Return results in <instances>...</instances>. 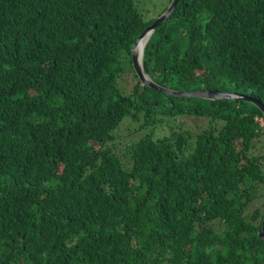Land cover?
I'll use <instances>...</instances> for the list:
<instances>
[{"label":"trees","instance_id":"trees-1","mask_svg":"<svg viewBox=\"0 0 264 264\" xmlns=\"http://www.w3.org/2000/svg\"><path fill=\"white\" fill-rule=\"evenodd\" d=\"M136 0H0V264H264V115L243 100L142 87ZM171 2V0H169ZM126 52L136 77L117 85ZM142 66L179 91L264 104V0H178ZM208 119L195 135L114 151L124 117ZM192 139L191 150L184 153Z\"/></svg>","mask_w":264,"mask_h":264},{"label":"rangeland","instance_id":"rangeland-1","mask_svg":"<svg viewBox=\"0 0 264 264\" xmlns=\"http://www.w3.org/2000/svg\"><path fill=\"white\" fill-rule=\"evenodd\" d=\"M169 0H136L135 5L140 12L144 21L148 22L156 19L169 6ZM122 65V72L117 78V85L125 93L130 94L136 83V77L132 72V68L123 50L119 56ZM157 122L154 125H143V114H138V119L133 121L129 117H124L118 126L111 132L113 139L109 142L114 151L124 160L127 156L124 153L129 151V145L140 138L147 132L152 131L154 137L169 136L171 134H180L182 136L195 135L199 131L207 127L208 119L205 117H197L189 114H179L167 116L158 114ZM193 146L192 139L186 145L187 153ZM264 152V137L258 138L254 143L253 154H261ZM260 191L264 193V184L260 185ZM258 208L262 213L264 211V195L257 199L248 208V212Z\"/></svg>","mask_w":264,"mask_h":264},{"label":"water","instance_id":"water-1","mask_svg":"<svg viewBox=\"0 0 264 264\" xmlns=\"http://www.w3.org/2000/svg\"><path fill=\"white\" fill-rule=\"evenodd\" d=\"M177 2L178 0H171L166 10L160 16H158L155 19V21L152 22L151 25H149L144 29V31L138 36L134 45L130 49L132 67L134 73L137 75V78L139 79L141 86L142 87L147 86L159 92H162L166 95H172L176 97H196V98H202L208 100H243L256 106L264 115V104L260 100L250 95L237 93V92H226L220 90L179 91L155 83L144 73L142 66V54H143L144 45L148 40L150 34L153 32V30L170 16ZM144 37H146L145 43L143 44V46L140 47L138 51H136V47L139 41ZM258 236L259 238L264 239V216L262 219V226L258 230Z\"/></svg>","mask_w":264,"mask_h":264},{"label":"bare ground","instance_id":"bare-ground-1","mask_svg":"<svg viewBox=\"0 0 264 264\" xmlns=\"http://www.w3.org/2000/svg\"><path fill=\"white\" fill-rule=\"evenodd\" d=\"M146 37H144L143 39H141L136 47V51H138L140 49L141 46H143V44L145 43Z\"/></svg>","mask_w":264,"mask_h":264},{"label":"clouds","instance_id":"clouds-1","mask_svg":"<svg viewBox=\"0 0 264 264\" xmlns=\"http://www.w3.org/2000/svg\"><path fill=\"white\" fill-rule=\"evenodd\" d=\"M160 16V15H159ZM155 21V20H154Z\"/></svg>","mask_w":264,"mask_h":264}]
</instances>
